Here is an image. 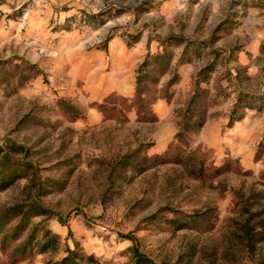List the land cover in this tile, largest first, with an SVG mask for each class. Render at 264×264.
<instances>
[{"label": "rangeland", "instance_id": "374dc122", "mask_svg": "<svg viewBox=\"0 0 264 264\" xmlns=\"http://www.w3.org/2000/svg\"><path fill=\"white\" fill-rule=\"evenodd\" d=\"M82 12L105 22L82 24ZM169 37L195 47L182 64L183 48H172L147 122L131 108L137 65ZM211 63L206 122L176 139ZM240 93L264 100V0H0V141L23 146L51 183L40 202L52 216L31 226L42 221L61 241L20 264L55 262L65 246L97 264H133L134 246L155 264H264V107L237 109L230 125ZM109 98L104 116L97 106ZM138 150L181 163L117 164ZM27 184L0 192V212L26 199Z\"/></svg>", "mask_w": 264, "mask_h": 264}, {"label": "trees", "instance_id": "16d2710c", "mask_svg": "<svg viewBox=\"0 0 264 264\" xmlns=\"http://www.w3.org/2000/svg\"><path fill=\"white\" fill-rule=\"evenodd\" d=\"M81 23L87 26H97L105 22L104 13L100 14H86L81 13ZM74 18H71V20ZM70 19L68 21H71ZM66 28H69L66 26ZM64 28V29H66ZM132 42L127 41L126 45L131 47L135 44L136 37H130ZM164 48L161 54H155L153 56L147 55L137 66L136 78H135V94L131 101V108L135 109L136 115L142 120L151 122L153 120L151 106L156 99L155 85L159 82V79L169 74L174 59L172 48L182 47V53L179 57V64L189 61L191 58H186L187 54L192 51L194 43L190 41H184L177 37H169L162 42ZM196 53V57L200 56L199 50H193ZM189 55V54H188ZM187 60V61H185ZM214 64H207L201 69L194 81V90L189 98L185 110L182 113V124L179 132L176 135V139H181L189 131L197 132L205 124L207 118V108L204 107L206 101L205 94L207 91L201 90L200 85L207 82L209 76L213 73ZM177 78L176 74H173L168 81L169 86L173 84ZM234 109L230 113L229 122L232 125L234 122L240 121L243 117L236 115L237 109L243 108L249 110H260L264 107V100L262 97H252L247 94L240 93L237 96ZM115 102L112 98L104 100L101 105L97 106L98 112L105 116L107 112L115 110L112 106ZM258 148L264 149V137L259 143ZM138 151L124 156L117 163L119 166H132L138 167L146 162H151L152 165H164L169 163H181L180 157L176 156L170 158L168 155L156 156L149 159L147 156L141 157ZM190 173L195 177L201 176L202 172L192 167ZM261 176L264 178V170L261 172ZM26 179L28 184L24 186L23 190L27 192L25 200L8 206L0 212V235L1 238V254L4 255L8 264H20L21 262L30 260L33 256L38 254L55 253L61 246L59 237L52 234L40 221L37 225L31 226V220L37 217L49 218L52 213L43 206L40 202V198L45 197L52 193V185L49 181H43L36 169L28 161L26 155V149L21 145H14L6 141H0V192L13 186L18 180ZM13 226L6 230L9 224ZM63 224L61 221L59 222ZM26 233L25 238L19 245L14 246L11 251H5L13 243H18L21 237ZM125 239H129L134 242L133 238L125 235ZM132 256L134 258L133 264H155L146 255L140 253L134 246L131 248ZM63 256L61 259L53 262L48 261L46 264H97L96 259L90 255H84L78 247L72 248V250L65 246L63 250Z\"/></svg>", "mask_w": 264, "mask_h": 264}]
</instances>
